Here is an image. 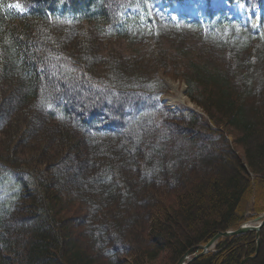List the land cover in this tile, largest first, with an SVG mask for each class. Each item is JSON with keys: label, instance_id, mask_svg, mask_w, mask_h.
I'll return each instance as SVG.
<instances>
[{"label": "trees", "instance_id": "trees-1", "mask_svg": "<svg viewBox=\"0 0 264 264\" xmlns=\"http://www.w3.org/2000/svg\"><path fill=\"white\" fill-rule=\"evenodd\" d=\"M187 1L0 0V82L23 107L34 103L71 125L95 160L81 176L63 171L51 182L0 156V264H153L161 253L176 264L264 212V0H237L243 22L213 11L212 0H203L199 20L166 14ZM81 25L101 39L133 44L187 33L235 63L221 68L206 52L180 48L184 63L173 70L205 118L171 110L159 100L166 88L157 75L142 74L144 57L130 67L112 57L104 75L86 54L58 43L57 28L83 35ZM158 51L149 53L153 67H166ZM5 119L0 112V128ZM229 132H237L245 161L228 143ZM254 178L260 198L250 190ZM256 241L254 232L220 238L188 264H240L246 257L245 264H264V226L257 250Z\"/></svg>", "mask_w": 264, "mask_h": 264}, {"label": "rangeland", "instance_id": "rangeland-1", "mask_svg": "<svg viewBox=\"0 0 264 264\" xmlns=\"http://www.w3.org/2000/svg\"><path fill=\"white\" fill-rule=\"evenodd\" d=\"M192 4L195 6H183L179 8V11L186 13L191 17L200 15L204 8V3L200 0H195L192 1ZM210 4L214 11L226 12L228 15H231L236 19L241 16L243 10L242 5L236 0L231 3L227 0H212ZM88 27L89 26L83 25L78 27V29H84L83 35H78L76 31L72 29L57 28V32L60 33L61 39L57 38L56 40L61 45L63 44L60 43V40L66 42L64 45L66 49L74 48L77 50L76 52L82 55L86 54L87 59L85 61L94 64V67L97 66V72H102L104 75L109 72L106 69V66L112 60V57L116 58L119 61V64L125 67H130V63H134L136 60L142 61L144 57L145 62H141L142 74H145L146 76L157 75L166 88L165 94L161 96V98H165L166 105L174 104L173 106H175V108H185L197 114H201L202 117L204 116L201 110L196 107L194 103H191L185 94L187 87L184 80H181L182 76L180 75V72H178L184 62L178 54V50L184 47L182 49H184L186 54L195 52L194 50L200 55L206 52V56L208 57L207 60L221 68H224L225 66L229 67L230 64L233 66L235 63V59L232 57H229L230 59L227 60L225 53H222V51L218 49L216 50L209 45L203 44L200 40H196L193 35L187 33L169 34L153 43L133 44L123 39H101L97 34L94 36L95 33H91ZM52 31L55 32L54 29H52ZM86 35L87 38H94V41L91 44L86 43ZM156 47L159 49V54L156 57L160 59L164 58L166 61L163 62L162 66L166 64V67L165 65L162 68L153 67L154 64H152L151 61L155 56L153 55L154 58H149V53ZM133 53H136V55ZM247 53L252 57H255V53ZM245 57L246 54L243 55V58ZM200 60L203 61L202 57ZM174 67L178 70H173ZM163 69H166L167 71H165L169 72V74H163ZM257 83L256 80L255 86ZM170 84L176 85V91L171 89ZM6 90L7 86L0 82V112H2V114L4 113L6 116V121L3 123L4 126L0 128V156L9 159L10 161L13 160L12 162L14 166H16V164L21 165L19 162L23 161L24 165L28 168L37 170L36 172L40 181L44 180L45 177H49L48 181L52 182V178L54 177L56 179V174L60 173L62 175L63 171H65V173L71 178L77 177V175L81 176L85 173V167L89 165L88 159H91L92 161L93 157L88 142L84 137L81 136L78 131L73 129L71 125L66 123L62 124L52 120L43 109H38L34 103L33 105L30 104L27 107H23L20 104L21 100L19 99L18 93L12 91L7 92ZM178 93L182 94L181 102L178 101L171 104L169 99L176 100ZM83 94L86 95V93L83 92L75 100H80ZM50 104L51 106H54L53 101H51ZM229 133L230 134L226 135L228 143L234 144L239 136L237 135V132ZM63 136L67 139H64ZM234 147L241 159L245 161L244 148L241 145L236 144V142ZM255 179L256 178H254L253 181L251 180L252 183L250 184V190L253 195L255 194L257 198H260V195L258 194L260 188L257 179ZM175 199V196H173L170 201L174 202ZM70 208L73 209V214H75V212H77L76 216L79 214L76 203L72 204ZM15 215L18 217L23 216L24 214L21 212L18 215L17 213ZM70 216L71 212L70 214L67 213L64 215V217ZM253 220L254 218L243 221L240 226L246 224L254 225L255 223L253 224ZM15 224V220L9 223L12 227H15ZM151 237L155 238V235H151ZM216 243L217 241L209 248V251L214 248ZM256 244L255 249L257 250V241ZM131 258L133 257L129 256L124 259L126 262L130 263L132 261ZM248 258L249 257H246L245 259ZM153 264H168V258L165 256V253L159 254L158 259Z\"/></svg>", "mask_w": 264, "mask_h": 264}, {"label": "water", "instance_id": "water-1", "mask_svg": "<svg viewBox=\"0 0 264 264\" xmlns=\"http://www.w3.org/2000/svg\"><path fill=\"white\" fill-rule=\"evenodd\" d=\"M254 223H258L257 226H251V225H242L239 226L236 230L233 231H226L223 233H218L215 237H213L208 243L202 246H198L194 249H191L187 253H185L176 264H188L193 259L202 256L207 251H209V248L220 238L229 237V236H236L241 235L246 232H254L256 236V240L258 242L259 237V230L264 225V214L256 217L253 221ZM195 251V253H194ZM199 252V253H198ZM197 253V254H196ZM251 258L243 259L240 264L247 263Z\"/></svg>", "mask_w": 264, "mask_h": 264}, {"label": "bare ground", "instance_id": "bare-ground-1", "mask_svg": "<svg viewBox=\"0 0 264 264\" xmlns=\"http://www.w3.org/2000/svg\"><path fill=\"white\" fill-rule=\"evenodd\" d=\"M170 87H171V89L173 91H176V88H177L176 85L170 84ZM181 100H182V94L181 93H178L177 99L176 100L169 99V102L172 104V103H175V102H178V101L181 102Z\"/></svg>", "mask_w": 264, "mask_h": 264}, {"label": "snow or ice", "instance_id": "snow-or-ice-1", "mask_svg": "<svg viewBox=\"0 0 264 264\" xmlns=\"http://www.w3.org/2000/svg\"><path fill=\"white\" fill-rule=\"evenodd\" d=\"M17 7H19V5H17Z\"/></svg>", "mask_w": 264, "mask_h": 264}]
</instances>
